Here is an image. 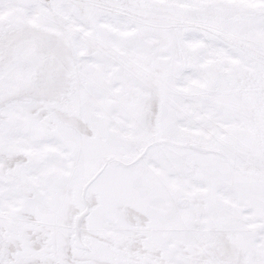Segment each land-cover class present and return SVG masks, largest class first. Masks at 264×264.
<instances>
[{
	"label": "snow or ice",
	"instance_id": "snow-or-ice-1",
	"mask_svg": "<svg viewBox=\"0 0 264 264\" xmlns=\"http://www.w3.org/2000/svg\"><path fill=\"white\" fill-rule=\"evenodd\" d=\"M0 264H264V0H0Z\"/></svg>",
	"mask_w": 264,
	"mask_h": 264
}]
</instances>
